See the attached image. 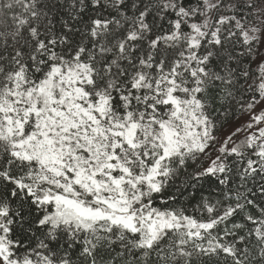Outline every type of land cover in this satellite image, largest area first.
Returning <instances> with one entry per match:
<instances>
[{
	"label": "snow or ice",
	"instance_id": "6c2138e0",
	"mask_svg": "<svg viewBox=\"0 0 264 264\" xmlns=\"http://www.w3.org/2000/svg\"><path fill=\"white\" fill-rule=\"evenodd\" d=\"M0 264H264V0H0Z\"/></svg>",
	"mask_w": 264,
	"mask_h": 264
}]
</instances>
